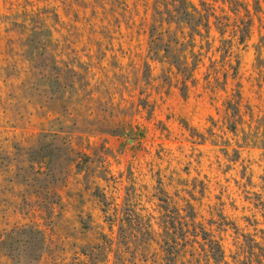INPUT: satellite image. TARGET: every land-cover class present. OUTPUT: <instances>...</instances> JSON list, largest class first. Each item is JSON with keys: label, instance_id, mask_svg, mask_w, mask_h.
<instances>
[{"label": "rangeland", "instance_id": "374dc122", "mask_svg": "<svg viewBox=\"0 0 264 264\" xmlns=\"http://www.w3.org/2000/svg\"><path fill=\"white\" fill-rule=\"evenodd\" d=\"M154 1L0 0V264H264V0Z\"/></svg>", "mask_w": 264, "mask_h": 264}, {"label": "trees", "instance_id": "16d2710c", "mask_svg": "<svg viewBox=\"0 0 264 264\" xmlns=\"http://www.w3.org/2000/svg\"><path fill=\"white\" fill-rule=\"evenodd\" d=\"M212 2H220L222 5H226L228 10L236 17L238 24L234 23L233 26V35L238 37L239 44H242L244 40L247 39L248 36V28L250 26V20L248 19L247 11L241 17L239 14L242 10H244V0H211ZM154 15L156 16L154 21L155 23L161 24H174L176 27L179 28L180 25H185L189 30L190 34L197 33V28H203L204 31L208 30V20L212 16L210 13V5L205 3H201L202 11L197 12L195 9L192 8L190 11L187 7V3L185 0H170L166 2L165 0H155L153 4ZM159 6L161 10H158ZM208 7V8H206ZM223 20H227V18L221 17L217 19V25L220 27L228 26L223 24ZM153 28V26H152ZM222 30V29H219ZM228 43V42H226ZM222 42V44H226ZM171 59L173 61H180L176 58L175 55H172ZM177 64V63H174ZM178 65V64H177ZM180 67L177 66L178 71ZM184 72H187V68L183 69ZM206 240V239H203ZM212 246L209 247V250H206L204 258L208 260V262H212L213 264H219L223 259V251L218 242L215 241H208V245L211 244ZM177 252V251H176ZM177 258V255H172V253H166L165 260L167 264L174 262V259Z\"/></svg>", "mask_w": 264, "mask_h": 264}]
</instances>
